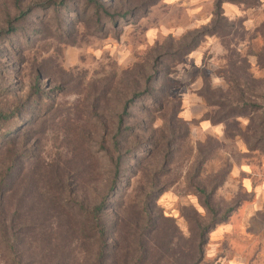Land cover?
Segmentation results:
<instances>
[{
	"label": "rangeland",
	"instance_id": "374dc122",
	"mask_svg": "<svg viewBox=\"0 0 264 264\" xmlns=\"http://www.w3.org/2000/svg\"><path fill=\"white\" fill-rule=\"evenodd\" d=\"M13 111L0 264H264V0H0Z\"/></svg>",
	"mask_w": 264,
	"mask_h": 264
},
{
	"label": "trees",
	"instance_id": "16d2710c",
	"mask_svg": "<svg viewBox=\"0 0 264 264\" xmlns=\"http://www.w3.org/2000/svg\"><path fill=\"white\" fill-rule=\"evenodd\" d=\"M90 2H93V0H89ZM113 21V20H111ZM14 113L11 112L10 114H0V120H8L12 114ZM8 128H6L4 130V132L1 134L5 135V133L8 131ZM113 175H112V180H111V184L110 187L114 188L116 181H117V177L119 175V170H120V157H117V159L114 162L113 165ZM205 208H208V202L205 201L204 203ZM102 212H104V205L103 204H98L95 205L93 207H91L89 210H85L83 211L82 215V220H80L81 224L79 226V232L80 234H84V237L86 239H89L92 236H96L97 241L99 242L98 244V253H97V260H98V264H102V260L105 257V248L106 246H108L107 244V235H106V230H105V226L102 223L101 220V216H102ZM205 230L201 229L200 232L198 233V236L200 239H202L203 235H204ZM200 246L199 243H196L195 246L192 245V251L196 253H198V255H201V250H200ZM195 249V250H194ZM148 250H142L141 254L143 255V258L147 255ZM138 260H136V262H138ZM182 264H187V261L182 262Z\"/></svg>",
	"mask_w": 264,
	"mask_h": 264
},
{
	"label": "crops",
	"instance_id": "0c3cea01",
	"mask_svg": "<svg viewBox=\"0 0 264 264\" xmlns=\"http://www.w3.org/2000/svg\"><path fill=\"white\" fill-rule=\"evenodd\" d=\"M210 41H212V40H210ZM213 43H214V41L211 42V46L213 45ZM208 123H209L210 126H212V123L210 121H208Z\"/></svg>",
	"mask_w": 264,
	"mask_h": 264
}]
</instances>
